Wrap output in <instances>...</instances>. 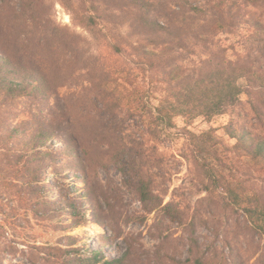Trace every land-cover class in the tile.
<instances>
[{
	"label": "trees",
	"instance_id": "1",
	"mask_svg": "<svg viewBox=\"0 0 264 264\" xmlns=\"http://www.w3.org/2000/svg\"><path fill=\"white\" fill-rule=\"evenodd\" d=\"M59 1L93 41L58 24L51 1L22 0L0 10V264L17 254L9 243L19 240L27 247L20 255L28 264L163 263L159 251L144 257L131 242L113 256L102 247L37 244L38 236L29 232L32 227H57L63 215L72 226L88 220L87 196L75 201L70 193L52 195V187H60L64 179L59 159L65 151L78 155L77 141L71 127L59 132L43 116L58 111L74 122L72 107L82 100L102 108L114 124V157L146 212L136 221L157 212L159 221L183 227L188 254L174 256L177 264H249L233 250L229 236H223L229 253L205 252L199 228L219 232L210 224L215 208L227 221L223 235L230 233L228 221L236 218L240 228L264 239V0ZM123 58L126 63L119 64ZM68 81L74 88L62 93ZM37 99L54 101L21 123L11 124L2 116L9 106L26 107ZM124 110L128 119L139 114L141 129L135 131L120 118ZM223 114H231L228 139L216 128H189L197 118ZM179 118L184 119L182 127ZM175 129L186 140L179 156L207 193L194 206L184 205L175 194L166 201V190L141 162L150 153L126 151L162 150L155 140ZM63 137L67 146L59 149L56 141ZM163 155L157 153L160 166L165 165ZM203 202L209 212L199 207ZM95 203L98 210L91 219L103 226V204Z\"/></svg>",
	"mask_w": 264,
	"mask_h": 264
},
{
	"label": "rangeland",
	"instance_id": "2",
	"mask_svg": "<svg viewBox=\"0 0 264 264\" xmlns=\"http://www.w3.org/2000/svg\"><path fill=\"white\" fill-rule=\"evenodd\" d=\"M47 1L54 3L53 18L58 24L69 26L72 30L93 41L90 32L74 23L71 11L61 4L59 0ZM21 4H23L22 0H0V10L4 7L19 6ZM227 38L231 39L233 36H228ZM120 63H126V58L119 60ZM240 83L244 84L245 80L241 79ZM72 85L73 83L68 81L61 88V92L65 93L71 87L74 88ZM243 99L246 100L247 97L243 95ZM47 100L46 103H42L40 99L32 100L33 103H27L26 107L23 105L9 106L2 116L7 118V121L11 124L24 122L27 118H33V114L34 117L39 115L44 110L45 105L53 104L54 100ZM72 110L75 116L74 122L72 119V121H69L70 114L64 116L58 111L45 112L43 114L44 118L53 122V126L59 132L65 126L71 127L77 141L74 145L77 147L78 155L72 156L65 151L59 159V171L64 179L61 181L62 183H59L60 187H52L55 190L52 195L56 197L58 191L63 194L70 193V198L75 199V201L82 194L87 196L85 204L87 206L88 220L82 224L72 226L70 217L63 215L62 218L57 219L61 220V223H57L59 225L55 224L57 227H32L29 228L30 234L38 236L37 244H59L65 247L67 244L74 243V246L84 249H87V247H102L103 253L113 256L121 255L126 249L127 243L131 242L139 249L138 254L141 256L146 257L148 251L151 253L159 251L164 260L160 264H177L173 260L174 256L178 259L188 254L186 234L183 227L176 222L159 221L157 212L148 214V219L143 222L136 221L135 218L142 217V214H146V212L134 187L125 182L119 169V163L116 162L114 157L117 150L111 145V142H115V137L111 134L114 127L111 119L107 117V114H104L102 108L94 107L83 100L73 106ZM119 116L120 118H126L127 122H131V127L135 131L142 128L138 113L128 119V114L124 110ZM230 119L231 114L219 115L211 120L197 118L191 123L189 128L196 132L216 128L220 135L228 139L225 134V128ZM177 123L179 127H182L184 119L179 118ZM177 131L175 129L173 130L174 133L166 132L160 142L155 140V143H158L162 150L126 151L128 154L132 153L135 155L139 152L150 153L149 158L143 159L141 162L145 164L151 174L157 176L158 185L161 184L162 188L166 190V201L170 200L175 194L176 199L182 201L184 205L190 204L194 206L201 198L207 196V193L200 190V187L188 172L187 161L179 156L180 149L186 147V140L175 133ZM67 142V139L63 137L62 139H57L56 145L59 149H65ZM229 142L233 143L234 140H229ZM158 152L164 154V166L158 165ZM49 175L50 177L53 175L51 169L49 170ZM69 182L72 184V188L69 187ZM70 188L72 192H70ZM95 200H100L103 204V211H99V218L103 226L93 222L91 219L98 210ZM198 205L204 212H207V210L209 212L210 207L207 202L199 203ZM213 210L216 216L214 223L210 222V224H215L219 228V232L214 233L211 227L200 226L199 240L202 249L211 254L215 250L219 254H227L229 253V248L225 244L224 237L229 236L233 243V250L244 256L249 261V264H264V239L248 233L244 227L240 228L237 225L238 221L236 218L228 221V225H231L230 233L223 235L222 225L227 222L226 218L219 210L215 208ZM208 217L213 216L210 214ZM57 220L54 222H57ZM48 224H52V222ZM69 235L73 236L74 239H69ZM9 244L14 246L15 251L13 252L17 251V254L7 255L4 264H28L26 259L20 255V250L27 249L26 245L20 240Z\"/></svg>",
	"mask_w": 264,
	"mask_h": 264
}]
</instances>
